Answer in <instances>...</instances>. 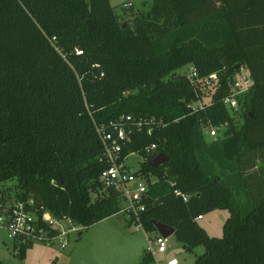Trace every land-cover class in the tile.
<instances>
[{
	"label": "trees",
	"instance_id": "obj_1",
	"mask_svg": "<svg viewBox=\"0 0 264 264\" xmlns=\"http://www.w3.org/2000/svg\"><path fill=\"white\" fill-rule=\"evenodd\" d=\"M123 25L109 0H0V202L33 199L84 229L120 217L124 198L100 182L98 128H123L119 163L138 154L135 175L148 180L128 225L154 234L156 221L184 251L203 246L192 264H264V0H152ZM189 67L220 76L201 111L179 73ZM241 68L253 86L230 110L222 100ZM207 125L221 137L208 142ZM215 210L229 212L220 238L195 221ZM32 246L12 252L23 260Z\"/></svg>",
	"mask_w": 264,
	"mask_h": 264
},
{
	"label": "built area",
	"instance_id": "obj_2",
	"mask_svg": "<svg viewBox=\"0 0 264 264\" xmlns=\"http://www.w3.org/2000/svg\"><path fill=\"white\" fill-rule=\"evenodd\" d=\"M131 7H133L132 3L124 5L126 9ZM76 53L82 54L78 50H76ZM184 75L197 95L196 102L190 105L192 110L201 111L211 106L213 104V95L221 88L219 74L213 73L208 77L201 78L193 67H189ZM252 86L253 80L250 74L245 68H241L235 76L228 80V93L222 100L224 106L230 110H239V97L246 95ZM204 98H207L208 102L203 105ZM148 131L151 133L152 129ZM205 131L209 139H215L219 135V129L212 125L205 126ZM98 133L104 145V159L108 164L100 176V182L106 190L115 189L121 193L125 206L120 214L129 218H137L139 212L144 209L141 201L147 192L148 180L143 176H136L135 173L127 172L123 168V163H119L123 144L129 140L130 133L123 128H116V133H110L98 128ZM156 149L157 146L152 145L146 151L151 153ZM201 218L198 217L195 221H199ZM61 220L73 225L68 219ZM59 221L60 219H56L49 211L36 206L33 199L8 201L4 205L0 202V230L6 231L12 242L17 244L34 245L35 243H42L51 246L54 242H58L60 248L64 250L67 246V236L72 232H77V229L73 226L70 229H65ZM136 226L143 230L140 225ZM147 244L145 252L153 258L166 253L168 250L167 239L157 232L149 234ZM166 264H179V260L171 258Z\"/></svg>",
	"mask_w": 264,
	"mask_h": 264
},
{
	"label": "rangeland",
	"instance_id": "obj_3",
	"mask_svg": "<svg viewBox=\"0 0 264 264\" xmlns=\"http://www.w3.org/2000/svg\"><path fill=\"white\" fill-rule=\"evenodd\" d=\"M109 3L114 8L120 23L131 28L138 14L151 8L152 0H109ZM129 3H132L133 7L124 8V5ZM187 71L188 68H184L179 73L184 75ZM207 100L204 98L203 105L208 102ZM236 115L235 121L241 125L243 117L240 112ZM204 133L206 134V131ZM221 135L222 132L219 131V137ZM207 141L210 142V139ZM141 162V157L134 153L126 158L123 168L134 174L139 170ZM15 184V181H11L6 187L14 188ZM14 191L13 189L12 192ZM228 217L227 210H215L203 216L198 224L209 236L220 238ZM130 219L121 214L120 218L111 217L86 229L60 220L59 223L65 229H70L72 226L77 229V232L67 236L66 248L62 250L58 242H54L51 246L35 243L23 260L14 256L12 240L6 231L0 230V261L4 264H143L149 234L135 224L128 225ZM167 245V252L157 255L148 264H160L158 262L166 264L171 258L178 259L179 264H192L197 256L205 252L203 246L195 248L193 252L184 251L175 235L167 238Z\"/></svg>",
	"mask_w": 264,
	"mask_h": 264
},
{
	"label": "water",
	"instance_id": "obj_4",
	"mask_svg": "<svg viewBox=\"0 0 264 264\" xmlns=\"http://www.w3.org/2000/svg\"><path fill=\"white\" fill-rule=\"evenodd\" d=\"M125 27L126 26L123 25V28ZM166 161H167V157L163 154H160L156 156L149 164L152 168H157L158 166L164 164ZM153 225L156 229V232L165 239L175 235V230L171 227L157 223L156 221H153Z\"/></svg>",
	"mask_w": 264,
	"mask_h": 264
},
{
	"label": "crops",
	"instance_id": "obj_5",
	"mask_svg": "<svg viewBox=\"0 0 264 264\" xmlns=\"http://www.w3.org/2000/svg\"><path fill=\"white\" fill-rule=\"evenodd\" d=\"M120 215H121V214H120ZM116 217H118V216H116ZM119 218H120V217H119ZM200 220H201V219H200ZM200 220H199V221H200ZM158 263H160V264H161V262H158Z\"/></svg>",
	"mask_w": 264,
	"mask_h": 264
}]
</instances>
